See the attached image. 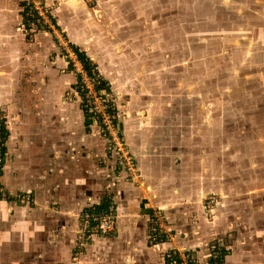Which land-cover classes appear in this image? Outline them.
<instances>
[{
    "label": "crops",
    "instance_id": "0c3cea01",
    "mask_svg": "<svg viewBox=\"0 0 264 264\" xmlns=\"http://www.w3.org/2000/svg\"><path fill=\"white\" fill-rule=\"evenodd\" d=\"M100 1L111 26L72 0H0V128L9 134L1 184L31 200L19 206L0 199V264H70L76 216L88 208L119 216L112 232L86 240L82 264H176L167 257L176 245L199 264L217 250L224 264H264L261 96L233 109L232 89L220 83L217 99L210 86L208 108L197 114L194 102L191 112L181 83L158 80L151 71L158 65L147 62V25L137 15L146 0ZM54 3L72 51L85 66L97 63L105 97L123 118L136 180L107 152L99 124L79 102L78 76L53 39L25 32L26 11ZM137 26L143 33L131 30ZM226 41L238 46L241 38ZM219 52L233 55L228 47ZM165 105L175 106L177 120L158 115ZM211 135L220 136L215 150ZM155 210L173 241L157 232Z\"/></svg>",
    "mask_w": 264,
    "mask_h": 264
},
{
    "label": "rangeland",
    "instance_id": "374dc122",
    "mask_svg": "<svg viewBox=\"0 0 264 264\" xmlns=\"http://www.w3.org/2000/svg\"><path fill=\"white\" fill-rule=\"evenodd\" d=\"M72 1L86 7L91 14H93L92 9H95L97 14L102 15L106 22L109 21V16L106 13L105 15L102 14L103 7L100 0ZM213 1L146 0L145 5L139 2L138 6L141 8L137 11V15L140 14L139 17L142 18L139 21L143 20V22H146L148 30L147 34L144 35V44L147 47V62L152 65H158L156 69H151V71L157 73L158 80L163 79L168 85H173L175 81L181 83L180 92L188 95L191 112L194 111V102L197 114L204 107L208 108L210 101L207 92L210 86L212 87L213 100L215 95V100L217 99V83L219 82H221L222 87L232 89L230 101L233 109H235L236 101L242 100L241 103H244V107H248L254 100L253 98L259 95L261 96V100L258 109L264 110V44L261 46L260 42V39L264 38V5L258 0H221L220 5L215 9L212 6ZM237 1L239 3L238 6ZM177 5H181V7ZM57 6L58 4L56 3L46 6L50 8L46 22L52 25V21L59 31L53 30V34L43 31L36 32L33 34V37L36 35L52 38L63 59L66 62L69 61V66L73 68L69 59L70 55H67L63 51L64 46L70 49L68 45L69 38L66 31L57 26L53 17ZM107 6H110V4ZM199 7H201V10L197 11ZM176 14H180L179 17ZM242 19L248 22L250 30L255 33L256 38L248 39L243 44L240 41L236 54L230 55L225 53V57H220V49H224L225 52L227 47L228 49L231 47L230 42L227 43L226 38L235 39L238 36L237 30L243 28L241 25ZM108 23L110 26L113 24L111 21ZM193 25L196 27H191ZM170 27L180 30V37L183 39H180L177 31L170 30ZM131 30L143 33V30L138 26L137 28L133 27ZM246 34H244L245 37L251 36L247 31ZM217 38H222V40L218 41ZM132 39L143 43V40H140L138 37L133 36ZM215 40L219 44H214ZM257 41H259L258 45ZM210 46L213 48V51L210 49ZM178 53L182 54L179 59L177 58ZM211 69L220 70L222 74L218 76L210 75L209 71ZM156 70L157 72H155ZM97 72L103 78L98 65ZM145 75L143 73V76ZM258 82L262 83L258 84ZM213 84L216 86H213ZM175 91L177 90H172L171 93ZM78 96L81 103V94L79 93ZM105 102L108 104L111 113L116 115L119 121L123 120L121 116L116 114L112 103L106 97ZM256 105H254V109L252 110L257 109ZM165 108V111L158 110V115L162 116L161 112H165L169 120H177L171 113L172 108L173 112L175 111V106L165 105ZM251 114L249 113V115ZM219 138L220 136L215 135L214 137L211 135V149L215 150L216 146H221ZM215 197L216 194L214 193L211 201L205 200L208 203L203 204L206 212L207 206L211 208L214 206L215 200L213 199ZM164 227L166 228V225Z\"/></svg>",
    "mask_w": 264,
    "mask_h": 264
},
{
    "label": "built area",
    "instance_id": "2783aa9c",
    "mask_svg": "<svg viewBox=\"0 0 264 264\" xmlns=\"http://www.w3.org/2000/svg\"><path fill=\"white\" fill-rule=\"evenodd\" d=\"M49 9L50 8L46 6L36 5L26 11V14H24L26 15L25 19L27 23L25 32L28 37L32 38L34 33L41 31L52 34L53 30L59 31L52 21V25L46 22ZM69 48L70 49H67L64 46L63 51L66 52L67 55H70L69 59L78 76V89L81 94L80 100L83 107L85 110L92 113L94 120L101 126L102 132L106 138L107 152L117 157L119 166L127 174L129 180H136V165L132 154L125 146L123 132L119 129V119L116 115L111 113L108 104L105 102L104 96L101 95V90H99V88H101L102 77H100L97 72V63L91 62L90 65L85 66L72 51L70 45ZM3 167L2 138L0 134V199L21 206L30 205L31 200L28 197L13 194L3 188L1 184ZM151 213L152 218L156 222L157 232L166 235L169 241H173L174 237H169L166 234V228L164 227L165 218L162 213L158 210L152 211ZM118 216L119 215L112 208L109 211L88 208L76 216L78 220V236L75 250L70 257V264H82L80 257L82 256L83 245L86 243V240L95 234L112 232L115 228ZM167 257L176 264H199L192 253L177 245L167 252ZM224 258L225 252L217 250L212 253L207 264H224Z\"/></svg>",
    "mask_w": 264,
    "mask_h": 264
},
{
    "label": "trees",
    "instance_id": "16d2710c",
    "mask_svg": "<svg viewBox=\"0 0 264 264\" xmlns=\"http://www.w3.org/2000/svg\"><path fill=\"white\" fill-rule=\"evenodd\" d=\"M215 1V2H214ZM213 1V4H212V6L216 9L219 5H220V2H221V0H214ZM247 1V0H246ZM259 2H261L263 5H264V0H258ZM234 4V3H233ZM239 5V3H238V1H237V6ZM177 6H179V7H181V5H177ZM235 8V7H234ZM237 8V7H236ZM199 10H201V7H199V8H197V11H199ZM178 17H179V15L180 14H176ZM191 27H196L195 25H193V26H191ZM170 30H175V31H177V34L179 35V37H180V30H176V29H173L172 27H170ZM180 39L182 40L183 38H181L180 37ZM215 44H219L218 43V41L217 40H215ZM182 54L181 53H178V56H177V58L179 59L180 58V56H181ZM87 62V61H86ZM90 61H88L86 64H88V65H90ZM87 66V65H86ZM104 85V86H103ZM99 90H101L100 92H101V95L102 96H104V99H105V93L106 92H104L105 91V82H104V80L102 79V81H101V88H99ZM104 90V91H103ZM87 112H89L88 110H86ZM90 113V112H89ZM90 115L92 116V118H93V115H92V113H90ZM93 120H94V118H93ZM0 134H1V138H2V152H3V157H4V160H5V144H6V142H7V139H8V130L6 129V126H4V124H1V128H0ZM6 201V200H5Z\"/></svg>",
    "mask_w": 264,
    "mask_h": 264
},
{
    "label": "flooded vegetation",
    "instance_id": "af4514ba",
    "mask_svg": "<svg viewBox=\"0 0 264 264\" xmlns=\"http://www.w3.org/2000/svg\"><path fill=\"white\" fill-rule=\"evenodd\" d=\"M235 24H236V23H235ZM241 25H242V27L244 28V30H243V28H242V29H238V30H237V34H238L237 37L241 38V43H242V44H243V43H246L248 39H252V36H253L254 38H256V37H255V33H254L252 30H250V27H249L247 21H244V19H242V21H241ZM246 31H247L248 34L251 35L250 37H249V36H247V37L244 36V34H246ZM246 35H247V34H246ZM226 39H230V38H226ZM259 39H260V38H259ZM217 40L220 41V40H222V38H217ZM260 42H261V46H262V44H264V38H263V39H260ZM258 44H259V41H257V45H258ZM230 46H231V47L229 48V49H230V52L233 53V54H236V53L238 52V47L235 46V45H232L231 42H230ZM209 72H210V71H209ZM212 73H213L214 76H218L219 74H222L220 70H213V69H212ZM210 75H211V72H210ZM213 81H214V82H217L216 80H213ZM220 83H221V82L217 83V86H218V87H221V84H220Z\"/></svg>",
    "mask_w": 264,
    "mask_h": 264
}]
</instances>
